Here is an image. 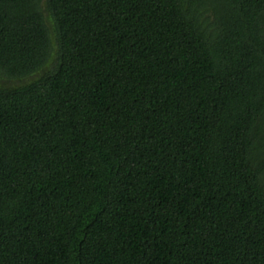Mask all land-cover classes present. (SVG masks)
<instances>
[{"label":"trees","instance_id":"obj_1","mask_svg":"<svg viewBox=\"0 0 264 264\" xmlns=\"http://www.w3.org/2000/svg\"><path fill=\"white\" fill-rule=\"evenodd\" d=\"M0 264H264V0H0Z\"/></svg>","mask_w":264,"mask_h":264},{"label":"rangeland","instance_id":"obj_2","mask_svg":"<svg viewBox=\"0 0 264 264\" xmlns=\"http://www.w3.org/2000/svg\"><path fill=\"white\" fill-rule=\"evenodd\" d=\"M42 73L43 72H39V73L32 75L28 78H25V79H6V78L0 77V85L5 86V87L21 85V84L30 82V81L38 78Z\"/></svg>","mask_w":264,"mask_h":264}]
</instances>
